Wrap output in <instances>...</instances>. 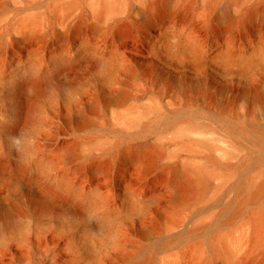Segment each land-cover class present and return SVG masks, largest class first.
<instances>
[{"label": "rangeland", "instance_id": "374dc122", "mask_svg": "<svg viewBox=\"0 0 264 264\" xmlns=\"http://www.w3.org/2000/svg\"><path fill=\"white\" fill-rule=\"evenodd\" d=\"M159 1L0 0V264H264V195L217 224L264 178L259 142L224 125L264 122V16L245 20L261 0ZM137 142L154 165L122 161ZM208 158L190 202L169 170Z\"/></svg>", "mask_w": 264, "mask_h": 264}, {"label": "bare ground", "instance_id": "6f19581e", "mask_svg": "<svg viewBox=\"0 0 264 264\" xmlns=\"http://www.w3.org/2000/svg\"><path fill=\"white\" fill-rule=\"evenodd\" d=\"M160 7L164 9V11H169L168 7L170 6V0H160ZM110 9L109 4L106 2H99L97 4V9L91 15V28L94 30L98 29V26L103 23L105 18V13ZM264 16V0H261L258 5H256L246 16L245 20L248 21H260ZM26 20H40L38 19H26ZM224 23L226 29H231L232 20L225 15ZM38 21L33 22L29 21L24 25V28L28 31L36 28L38 26ZM35 93H39L41 90V84L36 80H28L27 81ZM128 100L127 95H121L120 99L117 100L118 104L126 102ZM32 111V107H28V113ZM31 117H24L22 120L25 123H28ZM86 119H82L79 123L82 126H85ZM229 130L233 132H240L242 134L248 135L253 140L259 142L263 151H264V122L263 123H247L240 122L237 123H226L224 124ZM78 144L75 143L70 149L69 155L76 156L78 152ZM160 148L158 145H146L142 142H137L131 144L126 152L121 153L122 161L130 158L140 165H154L156 158L160 155ZM215 165V161L212 158H208L203 160L200 163L186 162L179 166L171 167L167 176L168 183L174 187L178 194L184 197L186 194H189L188 199L190 202L197 201L201 198L205 192H207L210 188V177L211 170L210 168ZM99 167L100 169H104L106 167L105 162L99 163V165L93 164L92 168ZM20 170V169H18ZM42 196L39 199L41 202L46 199H54L58 190L54 189L48 185L42 186ZM264 195V178L253 183L250 187H246L245 184H240L238 187V195L235 196L233 204L230 209L225 210V217L219 221L217 220V224L220 223H229L235 217L240 215L242 209L254 201L255 198L261 197ZM227 213V214H226ZM222 215V213H220ZM251 223L253 224L252 230V239L254 243L261 245L264 242V209L256 214H254L251 218ZM224 255L227 259L231 257L230 249H223Z\"/></svg>", "mask_w": 264, "mask_h": 264}]
</instances>
